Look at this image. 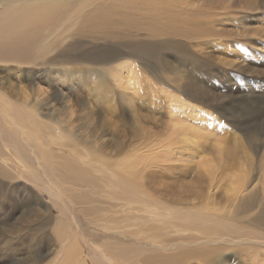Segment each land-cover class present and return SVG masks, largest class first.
Masks as SVG:
<instances>
[{
  "label": "rangeland",
  "instance_id": "374dc122",
  "mask_svg": "<svg viewBox=\"0 0 264 264\" xmlns=\"http://www.w3.org/2000/svg\"><path fill=\"white\" fill-rule=\"evenodd\" d=\"M162 8L167 13L166 18L162 19L163 30L155 33L153 20L147 25L129 28L135 40L156 42L159 46L157 60L151 58L146 64L130 60L138 65L134 66L136 73L124 69L122 72L113 70L119 64L112 67L113 64L107 63L110 64L107 67L106 64L84 62L83 71L72 70L62 74L38 70L27 76L21 74L17 79L3 76L10 74L0 70L1 79H6L5 86L16 83V88L20 85L28 92L34 91L37 98L35 110L41 119L55 126L59 123L57 126L64 139L54 137V141L57 139L55 142L61 143L60 146L66 143L73 146L76 143V147H79L71 155H78L80 151L86 155L89 151L105 157L113 165L121 158L133 160L135 169L140 171L151 188L161 189L176 176L184 181H193L195 175L191 176L190 169L206 172L203 169L208 170L206 167L209 165L215 167L219 171L217 173L224 171L233 175L232 178H245L253 187V199L249 209L243 206V213L240 211L235 216L234 223L256 232L251 236H255L257 241L225 242L220 255L223 262L218 264H261L259 257L264 252V232L254 225L251 216L264 206V0H163ZM91 41L96 43L97 40L92 38ZM103 43L100 41V44ZM8 88L4 91L11 95L6 91ZM194 109L205 114L202 119L193 120L202 132L200 134H208L209 138L206 135V139L214 142L204 138L205 142L201 139L202 135L197 141L206 145L199 161L194 158V162H180V153L186 154V147L195 156L199 153H196L198 150L194 145L183 147L181 142V145L176 144L179 141L177 126ZM225 116L228 117L225 119ZM228 120L239 122L245 131H249L253 149L248 148L240 132L237 136L244 140L242 147L232 146V140H229L233 130H230L232 124ZM174 125L176 130L173 132ZM226 127L230 128L229 131L225 130ZM9 129L15 131L14 128ZM217 139L222 144L216 142ZM215 143L217 146H214ZM209 147L220 153L210 151ZM41 148L46 149L44 146ZM53 148L55 152L65 153L67 158H71L68 151L62 150L64 147L60 149L53 145ZM223 149L228 151H221ZM5 152L9 156V151H3V158ZM211 153L218 158L211 156ZM247 154L249 160L245 158ZM86 157L87 160H82L86 161L82 166L90 168L101 165L89 155ZM207 157L211 163L205 162ZM232 157H237L240 162ZM214 159H219L218 163L223 166ZM80 161L76 159L81 165ZM179 164L184 167L191 165L189 173L184 174L178 168ZM164 165H175L177 168L169 169ZM39 167L37 165L36 168L41 173ZM25 172L29 173L24 170L23 174ZM93 174L99 175V172ZM21 175L11 184L0 182V264H53L64 250L63 242L60 243L52 231L54 220L61 214L69 225L70 233L78 229L82 221L81 230L84 229V232H100L101 221L96 222L94 227L88 219L79 215L74 218L76 213L70 214L67 209L60 211L58 205L65 202L47 192L44 185L41 184V188L40 183L25 180ZM219 182L225 184L227 181ZM231 187L233 185L228 186ZM15 189L19 192L13 197L14 200H9L10 191ZM60 197L64 199V195ZM40 221H44V224ZM73 221L80 224L75 225ZM137 229L135 226L134 230ZM138 236L143 234L139 233ZM81 238L88 239L86 235ZM86 242V247L94 243L90 240ZM150 245L146 249L150 253L162 250L155 244ZM86 254L90 256L88 259L93 257L95 264H103L101 259L98 261V252H95V256L90 251Z\"/></svg>",
  "mask_w": 264,
  "mask_h": 264
},
{
  "label": "bare ground",
  "instance_id": "6f19581e",
  "mask_svg": "<svg viewBox=\"0 0 264 264\" xmlns=\"http://www.w3.org/2000/svg\"><path fill=\"white\" fill-rule=\"evenodd\" d=\"M162 5L163 0H0V70L10 74L3 76L17 79L21 74L27 76L30 72L38 70L62 74L72 70L83 71L84 62H90L93 65L106 64L107 67L110 64H113L112 67L119 64L117 68L112 69L121 72L124 69L133 73L138 65H134L130 60L145 64L150 62L151 58L157 60L159 46L156 42L135 40L129 33V28L147 25L153 20L156 25L155 33L163 30L162 19L166 18L167 13ZM92 38L99 44L93 43ZM100 41L104 43L100 44ZM1 76L0 182L11 184L22 174L25 180L40 183L41 188V184L44 185L47 192L65 202L58 205L60 211L67 209L70 214L76 213L74 218L79 215L88 219L89 224L94 227L96 222H102L98 228L100 232L95 233L81 230L83 221L79 220L81 224L73 221L80 226L70 233L69 225L62 218V214L57 217L52 231L56 234V239L60 243L63 242L64 250L53 264H95L93 257L88 259L90 254L86 252L89 251L94 256L95 252H98V261L101 259L103 264H218L223 262L220 255L225 242L245 239L257 241L255 236H251L256 232L234 223L235 216L240 211L243 213V206L249 209L253 199V187L245 178L235 179L232 178L233 175L223 173V164L220 163V169L223 171L220 173L226 176L222 177L211 165L206 167L208 170L203 169L206 172L191 168L192 173L195 172L191 173V176L195 175L193 181H184L176 176L172 177L165 187L157 189L145 183L140 171L134 167L135 162L128 158H121L113 165L105 157L91 154L88 150L86 155H82L83 151L79 149L80 154L71 155L79 147L72 141L73 146L70 143L60 146L61 143L59 145L55 142L57 139L54 141V137L63 138L61 129L57 126L59 123L55 126L41 119L39 112L35 110L37 98L34 91L28 92L20 85L16 88V83L5 86L7 81L1 79ZM6 88L12 96L4 91ZM191 97L197 99L196 96ZM189 113L183 117L180 126H177L179 141H176V144L182 143L183 147L194 145L198 150H195L196 153H199L195 156L191 149L187 151L186 147V154L180 151V162H194L196 158L200 159V153L206 145L197 141L203 134H200L202 132L199 131L198 125L193 122L195 118L202 119L205 114L195 109ZM219 119L221 120L220 117ZM228 121L232 128L226 127L225 130H233L230 132L232 137L228 139L232 140V146L240 147L245 140L248 148L253 149L249 131H245L239 122ZM9 128H14L15 131L12 132ZM175 130L176 125L173 132ZM239 132L244 140L237 136ZM206 135L209 136L205 133ZM205 136L201 138L204 141ZM218 140L216 142H222ZM53 145L60 149L64 147L62 150L68 151L71 158H67L65 153L55 152ZM209 148L210 151L215 149ZM224 150L228 151H221ZM3 151H9V156L5 152L3 158ZM214 151L219 152L217 149ZM88 155L101 165H93L90 168L82 166L86 163L82 161L83 158L87 160ZM215 155L211 153V156ZM208 158L205 162L211 160ZM245 158L248 159V154ZM76 159L82 161L81 165ZM219 159L214 160L218 163ZM223 160L224 158L221 159ZM37 165L43 173L38 172ZM164 166L169 169L177 168L175 165ZM190 167L191 165H178L184 174L187 171L189 173ZM17 170L22 172H16ZM24 170L29 173L23 174ZM93 171L99 172V175H94ZM223 180L227 182L221 184L219 181ZM231 185L233 187L228 188ZM17 190L10 191L9 200H14L13 197L19 192ZM61 195H64L62 200ZM251 217L254 225L264 232V206ZM40 222L44 224V221ZM86 226L88 228L87 223ZM135 226L138 227L137 230H134ZM139 233L143 236H138ZM84 235L88 239L81 238ZM89 240L94 242V246L89 244L86 247V241ZM150 244L161 247L163 251L150 253V250H146ZM262 254L259 262L264 264V252Z\"/></svg>",
  "mask_w": 264,
  "mask_h": 264
}]
</instances>
